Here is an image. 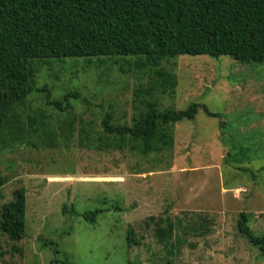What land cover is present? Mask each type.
<instances>
[{"label":"rangeland","instance_id":"rangeland-1","mask_svg":"<svg viewBox=\"0 0 264 264\" xmlns=\"http://www.w3.org/2000/svg\"><path fill=\"white\" fill-rule=\"evenodd\" d=\"M108 64L65 60L38 67L35 87L46 86L53 99L75 91L79 98L70 100L73 111L59 114L32 95L25 112L51 115L56 146L46 147L39 135L31 138L36 148L23 143L0 153V206L25 189V236L12 248L0 234V264H264L236 228L243 212L253 234L264 231V63L182 55L164 64L177 86L173 97L154 95L159 110L206 105L222 115L227 145H220L217 120L198 111L173 126L172 148L147 156L95 148L104 114L130 124L141 109L134 94L151 81ZM66 117L74 131L63 142L59 126ZM83 126L86 144L79 141ZM228 153L241 162L226 161ZM244 157L253 160L242 163ZM94 211L95 222L85 221L83 214ZM160 219L162 228L174 225L165 242L156 233ZM130 229L138 244L128 246Z\"/></svg>","mask_w":264,"mask_h":264},{"label":"trees","instance_id":"trees-1","mask_svg":"<svg viewBox=\"0 0 264 264\" xmlns=\"http://www.w3.org/2000/svg\"><path fill=\"white\" fill-rule=\"evenodd\" d=\"M182 55L229 56L241 63H264V0H0V153L23 143L36 148L38 143L31 138L39 135L45 137L42 144L46 147L56 146L58 136L48 121L51 115L40 109L29 115L24 107L35 94L45 110L73 111L70 100L78 99V92L53 99L46 86L35 87L40 65L65 60H96L104 66L109 62L151 78L134 94L140 98L141 109L130 124H115L110 112L104 114L102 137L94 141L97 150L160 154L173 147V126L194 120L198 111L217 120L220 145L225 148V121L206 105L190 103L183 110L158 108L154 95L173 97L177 86L174 71L164 64ZM59 127L61 140L67 142L74 121L66 117ZM79 135L81 144L90 141L84 126ZM242 151L238 150L240 157ZM225 160L241 162L230 153ZM244 160L242 163L250 164L253 159ZM238 169L255 176L247 167ZM4 182L0 179V187ZM62 212L66 213V207ZM98 213H86L83 218L94 223ZM24 215L25 189L17 188L12 199L0 206V234L12 248L25 236ZM247 221V215L240 213L237 231L264 260V231L253 234ZM162 222L157 221L156 233L165 242L172 237L174 225L167 222L162 228ZM127 234L128 246L138 244L132 229Z\"/></svg>","mask_w":264,"mask_h":264}]
</instances>
